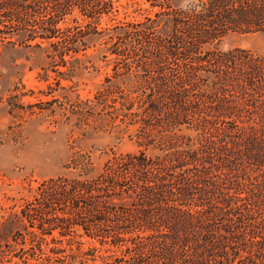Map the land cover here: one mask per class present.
<instances>
[{
	"label": "trees",
	"instance_id": "trees-1",
	"mask_svg": "<svg viewBox=\"0 0 264 264\" xmlns=\"http://www.w3.org/2000/svg\"><path fill=\"white\" fill-rule=\"evenodd\" d=\"M119 1L0 0V45L24 31L60 73L88 55L85 35L108 33L111 71L72 111L135 126L140 146L97 172L74 150L77 177L43 179L3 222L0 262L264 264V54L219 47L231 31L264 33V0H132L133 19L119 17ZM16 90L9 112L23 120L37 103Z\"/></svg>",
	"mask_w": 264,
	"mask_h": 264
},
{
	"label": "rangeland",
	"instance_id": "rangeland-1",
	"mask_svg": "<svg viewBox=\"0 0 264 264\" xmlns=\"http://www.w3.org/2000/svg\"><path fill=\"white\" fill-rule=\"evenodd\" d=\"M192 0H171L174 6H183ZM132 0L119 1V17L138 18ZM141 7H148L149 1L139 0ZM144 13V11H142ZM75 16H79L75 8ZM70 24H76L69 19ZM112 24L113 20L104 17L102 23ZM78 29L75 26V30ZM120 31V30H117ZM24 31L10 34L11 41L0 45V229L10 233L4 221L12 212H20L27 200H32L36 186L49 177H77L78 170L69 164L70 155L76 149L89 151L99 171L107 159L114 154L137 152L140 146L135 135V126L120 124L110 127L105 124L104 115H94L89 123L79 122V116L72 111L79 98L92 97L100 87L111 65L103 56L108 33H88L84 36L86 53L77 54L66 66L56 67L57 72L46 56V47H38L25 40ZM222 50L243 47L264 54L263 32L231 31L219 42ZM59 81V83H58ZM25 91L22 101L37 103L32 114L23 120L9 112L8 97L13 88ZM49 86H52L50 88ZM57 98L52 104L40 101ZM62 104V105H61ZM51 107V108H49ZM53 109V110H52ZM100 127L94 128L96 124ZM190 135L195 132L184 128ZM149 153L156 150L152 147ZM32 264L13 256L6 264ZM0 264H3L0 262Z\"/></svg>",
	"mask_w": 264,
	"mask_h": 264
}]
</instances>
